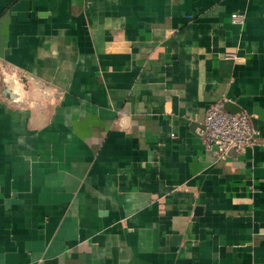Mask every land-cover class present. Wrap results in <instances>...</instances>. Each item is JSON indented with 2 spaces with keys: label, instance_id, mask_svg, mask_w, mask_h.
<instances>
[{
  "label": "crops",
  "instance_id": "1",
  "mask_svg": "<svg viewBox=\"0 0 264 264\" xmlns=\"http://www.w3.org/2000/svg\"><path fill=\"white\" fill-rule=\"evenodd\" d=\"M224 97L264 139V0H0V264H264V145L195 131Z\"/></svg>",
  "mask_w": 264,
  "mask_h": 264
},
{
  "label": "built area",
  "instance_id": "2",
  "mask_svg": "<svg viewBox=\"0 0 264 264\" xmlns=\"http://www.w3.org/2000/svg\"><path fill=\"white\" fill-rule=\"evenodd\" d=\"M232 22L243 26L246 22L245 13L234 12ZM3 78L19 82L23 75L16 77L11 71L3 70ZM227 102L228 99L224 97L212 103L204 119L195 128L205 150L220 159H225L231 150L243 153L249 147L264 145L261 132L253 122L254 115L244 107L235 112L230 111L226 107Z\"/></svg>",
  "mask_w": 264,
  "mask_h": 264
},
{
  "label": "water",
  "instance_id": "3",
  "mask_svg": "<svg viewBox=\"0 0 264 264\" xmlns=\"http://www.w3.org/2000/svg\"><path fill=\"white\" fill-rule=\"evenodd\" d=\"M231 106H232L231 103H229V102L226 103V107H227L228 110L233 111V112L239 110V109H235V108H233V107H231Z\"/></svg>",
  "mask_w": 264,
  "mask_h": 264
}]
</instances>
